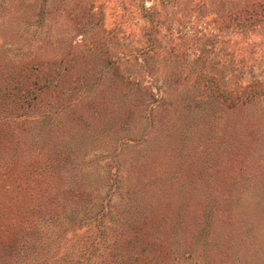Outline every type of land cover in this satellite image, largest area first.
<instances>
[{
  "label": "trees",
  "instance_id": "obj_1",
  "mask_svg": "<svg viewBox=\"0 0 264 264\" xmlns=\"http://www.w3.org/2000/svg\"><path fill=\"white\" fill-rule=\"evenodd\" d=\"M4 1L0 264L62 262L49 225L73 213L86 228L77 264H218L216 250L221 264H242L233 250L253 237V221L236 212L259 175L251 165L264 169L251 154L264 143V75L252 72V60L264 59V0H212L203 24L193 21L194 7L180 5L183 23L180 15L162 19L156 4L120 0L123 18L100 35L92 7L60 0L55 15L78 21L73 40L18 57L4 45L24 41L35 15L6 11ZM164 20L166 42L156 36ZM232 37L244 45L227 53L220 46H237ZM164 49L170 60L155 64ZM253 105L254 116L242 115ZM103 145L108 152L96 155Z\"/></svg>",
  "mask_w": 264,
  "mask_h": 264
},
{
  "label": "rangeland",
  "instance_id": "obj_2",
  "mask_svg": "<svg viewBox=\"0 0 264 264\" xmlns=\"http://www.w3.org/2000/svg\"><path fill=\"white\" fill-rule=\"evenodd\" d=\"M66 4H71V0H66ZM81 1V4L84 5L86 8L92 7V12L94 14V18L90 21L91 24H96L95 27L98 28L99 32L97 33L98 35L101 34V32L111 30L115 27H117L123 18L121 16L120 8H119V1L120 0H79ZM135 3H137V0H133ZM212 0H167L166 6H161L160 2L161 0H145L144 5L147 6H152L156 4V10L161 14L162 19L166 18V14H171V17L174 19H178V16L180 15V20H181V13H180V5L183 6H189L191 8L194 7L193 12L195 13L193 17V21L198 18V16H201V21L202 24L205 22H209L211 18V14L213 10L215 9V4L211 3ZM174 2V3H173ZM177 5V14H172V6L170 5ZM125 4L128 8H130L131 11V16L136 20L135 25L138 27H143V23L139 20H137V17L134 13H136V10L134 9L135 6L131 4L129 1H125ZM4 8L7 11L13 10V8L16 7L17 12H30L31 14H34L35 16L31 19V25L26 26L24 31L26 30L25 33H23V39L24 41L18 42V43H12V44H6L4 45L5 48L8 49V55H11V57H18V52L21 51H29L31 52L29 55L33 56V53L36 55H39L42 52L43 48L48 49V53L53 52L56 47V43L61 42L62 46L63 44H67L69 40H73V36L77 34L76 26L78 25V21L76 17H70L64 14L61 17H58L55 15L54 12L59 11L60 8V0H5L4 1ZM4 11V10H3ZM41 12H50L48 15H42L40 17L41 19H38V15ZM52 19H48V18ZM58 18L57 21H54V19ZM173 19V20H174ZM182 21V20H181ZM185 23L184 21H182ZM169 23L164 20L162 22L161 26V32H157L156 36H162L163 39L168 41L171 38L167 37V33L164 32L163 28L164 26H167ZM26 25V23H25ZM174 25V24H173ZM171 26V25H169ZM167 26V27H169ZM138 33V32H136ZM226 36H230L229 33H225ZM51 37V42L53 44L50 46V43L47 40V37ZM93 35L90 34L89 37H92ZM240 36V35H238ZM93 38H96L93 36ZM239 39L238 37H232L230 38L231 41L235 42L236 39ZM78 39V38H74ZM250 40H256V35H252ZM237 46L236 44H229L225 46H220L224 49V51H228L227 53H230L234 48L237 49L238 52V46L239 45H244L240 40H237ZM115 46H111L112 51L115 50ZM52 48L51 51H49ZM54 48V49H53ZM262 50L264 51V44L261 46ZM46 54V53H45ZM237 54V53H236ZM244 54V53H243ZM13 55V56H12ZM156 55H158L156 60H152L155 64L159 65L160 60L164 59L170 60V53L167 51V49H164V53H159L157 51ZM245 56V54H244ZM247 57V56H246ZM245 57V58H246ZM155 58V57H154ZM238 57H236L237 59ZM258 58V57H257ZM258 60H261L258 58ZM258 60H252V63L254 65V68L252 70L253 76L257 75L262 78L264 75V59L261 61ZM171 66L173 64L170 63ZM247 80V77H245L244 81ZM257 108L256 105H253L251 108L247 109L245 112L242 113V115H247L248 113L251 112V114L254 116L255 114V109ZM238 120H242V116L240 118H237ZM264 139V137H263ZM224 146V145H221ZM222 148V147H220ZM241 151L243 148H239ZM252 158L253 159H262L264 160V143L262 140L260 142L256 143L255 147H252ZM105 152H108V150L105 148L103 145L100 146V149L96 152V155L101 154L103 155ZM123 153V152H122ZM92 160V159H91ZM104 162V161H102ZM100 162V163H102ZM240 166V165H239ZM249 164H245L241 166V168H245V172L248 173V168ZM252 170L257 171L256 178L253 181L254 187L252 189H249V193L247 194L246 198H243L244 201L243 207L238 208L237 210V216H247L248 219L253 221V226L251 228V234L252 238L248 240L246 244V237L243 238L241 241L240 245L238 246H243L244 244L245 247L233 250L235 255L240 258L242 264H264V169L263 165L260 166L263 171L260 170V168L257 167V165H251ZM229 173L230 175H234L231 171L226 172ZM261 174V175H260ZM212 181V186H224V185H229L231 182L227 181V183L224 180L221 181ZM103 183V182H102ZM214 184V185H213ZM191 185V184H188ZM244 186H247L246 184ZM102 193V192H101ZM100 193V194H101ZM117 200V198H114V202ZM250 200V205H247V202ZM258 201V209L254 208V202ZM117 202V201H116ZM259 213H262V215H258ZM78 216L73 213L66 215L63 217L61 220H59L55 224H51L49 226H53L54 229L51 230L47 236L49 238H52L56 234V238H59L58 240L54 241L49 238L47 240L51 244V248H53L55 245H58V252L60 255H58V258H62V262L59 264H77L78 258H79V252H80V242L79 239L84 236L82 233L85 232L86 228L81 225L80 222L78 221ZM235 220H240L239 218H236ZM82 221V220H80ZM91 228L87 230L86 237H92L93 232ZM74 232L75 236H71V234ZM242 234V233H241ZM240 234V235H241ZM238 238L232 237L230 238L231 240H235ZM68 240H71L70 242H76L77 246H74V244H68ZM68 244V245H67ZM69 250L72 251V254L66 258L67 252ZM242 250V251H241ZM211 255V254H210ZM213 257H216L218 264L220 261L224 258V256L221 253V250H216L212 252ZM221 264V263H220Z\"/></svg>",
  "mask_w": 264,
  "mask_h": 264
}]
</instances>
